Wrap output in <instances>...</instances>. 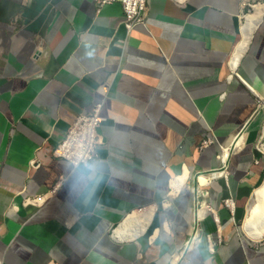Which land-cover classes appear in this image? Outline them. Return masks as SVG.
Here are the masks:
<instances>
[{"label":"crops","instance_id":"0c3cea01","mask_svg":"<svg viewBox=\"0 0 264 264\" xmlns=\"http://www.w3.org/2000/svg\"><path fill=\"white\" fill-rule=\"evenodd\" d=\"M263 2L147 0L128 33L117 2L0 0V264H264V17L231 66ZM100 102L97 157H55Z\"/></svg>","mask_w":264,"mask_h":264},{"label":"built area","instance_id":"2783aa9c","mask_svg":"<svg viewBox=\"0 0 264 264\" xmlns=\"http://www.w3.org/2000/svg\"><path fill=\"white\" fill-rule=\"evenodd\" d=\"M120 3L124 11V26L128 33L138 26L145 25L147 0H95L97 7H102L111 3ZM109 86L104 84L98 88V93L105 97ZM103 102L93 106L91 112L80 115L69 126L64 139L54 149L53 154L57 158L64 159L71 163L73 167L87 165L97 157V151L103 145V138L99 134L102 122L101 110ZM211 141L203 143L202 147H207ZM33 168H38L36 161L31 163ZM55 190H53L54 192ZM40 198H25L24 205L37 204ZM184 250L180 254V259L184 258Z\"/></svg>","mask_w":264,"mask_h":264},{"label":"bare ground","instance_id":"6f19581e","mask_svg":"<svg viewBox=\"0 0 264 264\" xmlns=\"http://www.w3.org/2000/svg\"><path fill=\"white\" fill-rule=\"evenodd\" d=\"M264 17V3L253 6V13L245 17V22L241 28L242 38L236 48V51L231 60V66L234 70L241 56L245 53L248 48L250 41L253 37L255 30L262 23ZM185 177H181L180 181L183 182ZM203 181V180H202ZM205 181V180H204ZM153 219V211L148 210L142 213H134L128 217L124 222L125 227L129 226L132 221L138 224L135 235L143 233L147 226L150 225ZM135 226H130L127 229V233L133 232ZM243 228L248 236L259 239L264 235V185L258 188L254 193V199L248 208V215L243 224Z\"/></svg>","mask_w":264,"mask_h":264},{"label":"rangeland","instance_id":"374dc122","mask_svg":"<svg viewBox=\"0 0 264 264\" xmlns=\"http://www.w3.org/2000/svg\"><path fill=\"white\" fill-rule=\"evenodd\" d=\"M264 3V2H263ZM263 3H260V4H263ZM251 13H253V10L250 12V13H248V15L249 14H251ZM259 146H260V149L264 152V130H263V135H262V140H260V143H259ZM244 230V228H243V225H242V231ZM243 232H245V230L243 231ZM245 234L247 235V233L245 232L244 233V236H245ZM248 236V235H247ZM246 237V236H245ZM250 237V236H249ZM251 239H254V238H252V237H250Z\"/></svg>","mask_w":264,"mask_h":264}]
</instances>
